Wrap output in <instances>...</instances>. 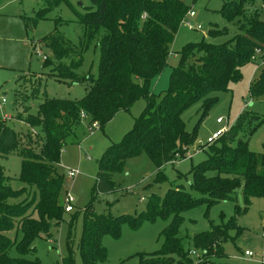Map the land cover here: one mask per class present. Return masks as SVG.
<instances>
[{"label":"trees","instance_id":"16d2710c","mask_svg":"<svg viewBox=\"0 0 264 264\" xmlns=\"http://www.w3.org/2000/svg\"><path fill=\"white\" fill-rule=\"evenodd\" d=\"M257 1L225 3L218 13L235 27L234 36L221 44L203 40L185 46L179 53V65L172 70L168 90L159 95L151 93L149 86L168 66L171 45L189 12L185 0H90V11L79 15L84 38L78 45L58 33L47 37V47L57 61L53 65L57 71L53 77L61 82L89 81L91 86L81 99L45 96L37 115L26 119L29 129L24 140H28L27 143L21 133L0 117V156L17 154L21 158L19 180L26 185L23 190H14L13 178L0 165V264H41L26 256L33 252L32 244L50 224H58L67 213L60 201L63 177L57 173L56 166L66 141L78 139L76 131L86 122L88 128L95 123L103 127L119 112L129 111L138 100L146 102L133 129L100 160L95 191L101 194L114 190L112 176L122 169L128 158L144 152L158 169L187 159L186 153L196 140L199 123L192 132L187 131L183 114L201 104L204 119L216 104L218 93L228 92L232 84L240 82L241 70L252 61L256 49L264 50V21ZM208 34L215 37L228 35L229 31L216 26ZM91 40L100 49L98 76L80 77L75 71L81 66ZM261 78L251 87L255 96L264 91V74ZM260 125H264V116L245 109L219 139L214 151L208 153L207 159L192 167L190 175L194 184L191 188L199 198L183 187H176L169 189L163 199L150 197L147 211L135 216L104 219L87 208L79 244L83 264L107 259V250L101 245L103 235L118 239L124 224L137 230L143 222L157 218H169L171 222L161 234V257L148 264H172L171 257L175 254L182 258L181 264H207L212 254L222 255V245L234 239L230 231L236 230L237 234L240 231L235 219L230 218L223 224L212 223L209 231L194 237L195 248L202 251L201 259L194 261L178 237L183 222L181 214L202 205L233 199V193L241 184L247 203L252 197L264 198V153L249 148L250 137ZM33 128L40 129L44 139L36 134L33 140L30 137ZM164 179L159 172L156 181ZM26 188L36 189L38 201L26 199L13 204ZM34 212L38 219L33 218ZM15 228L22 234L21 241L15 243L19 258L9 256L15 244L7 233ZM63 264H74L71 254Z\"/></svg>","mask_w":264,"mask_h":264},{"label":"rangeland","instance_id":"374dc122","mask_svg":"<svg viewBox=\"0 0 264 264\" xmlns=\"http://www.w3.org/2000/svg\"><path fill=\"white\" fill-rule=\"evenodd\" d=\"M229 1L235 0H185L189 12H195L196 16L190 18L187 14L179 26L171 45L168 66L151 81V93L159 95L168 90L172 70L179 65V53L185 46L203 40L221 44L234 36L235 27L218 13ZM263 2L264 0H258L257 6L264 21ZM90 7V0H0V117L9 116L7 124L21 133L25 143L28 142L24 139H27L29 129L26 119L29 115H37L45 96L81 99L91 86L89 81L61 82L53 77L57 73L53 66L57 61L46 44L47 37L58 33L65 40L78 45L84 38L79 15L90 11ZM199 25L201 30L196 29ZM216 26L220 29L227 28L229 34L211 37L208 32ZM95 44L91 40L85 48L83 62L75 71L80 77L89 74L94 78L98 76L100 49ZM44 57L49 61H45ZM241 73L242 79L232 84L230 91L218 93L216 104L204 119L201 104H196L183 114L187 131L192 132L199 123L196 140L186 153V160H177L158 169L144 152L128 158L122 169L112 176L114 190L111 193L101 194L95 191L100 160L110 147L122 142L133 129L146 102L138 100L129 111L119 112L103 127L96 125L91 129L86 122L76 131L78 139L70 138L66 141L56 166L57 173L63 177L60 201L65 208V199L69 194L74 200L73 211L64 213L63 220L58 224L51 223L49 229L34 241L33 252L26 258L38 260L41 264H63V260L71 254L74 264H83L79 244L87 208L104 219L110 216H135L147 211L150 197L163 199L169 189L176 187H183L193 197L199 198L191 188L194 183L190 170L207 159L208 153L214 151L219 144L218 140L205 146L208 138L225 125L231 128L245 109L264 116V91L259 96L251 91V87L264 74V50L256 49L252 61L242 68ZM218 118L224 119L223 125L216 124ZM36 134L41 139L45 137L36 128L30 137L35 140ZM249 148L253 152L264 153V125H260L250 137ZM0 165L13 178L14 190L26 187L19 180L21 158L17 154L0 156ZM67 170H78L80 174L70 178ZM159 172L165 177L161 182L156 181ZM38 197L36 189L26 188V192L12 203L17 204L26 199L37 202ZM232 198L211 206L202 205L181 214L183 222L178 229V237L182 240L185 252L190 251V259L195 261L201 259L202 255V251L194 246L196 235L209 231L212 223L223 224L234 218L240 231L237 234L236 230H231L229 234L234 238L233 241L223 244V254H212L207 264H264V198L252 197L247 203L243 184L233 193ZM73 217L75 219L71 221ZM33 218H39L37 212L33 213ZM170 222L169 218H157L143 222L137 230L126 223L122 226L118 239L108 234L103 235L101 245L107 250V259L95 264H148L160 258L159 253L163 247L161 234ZM7 235L14 244L22 239L17 228ZM246 252H251L252 257L245 255ZM9 256L21 257L16 244L9 250ZM171 258L172 264L182 262L177 254Z\"/></svg>","mask_w":264,"mask_h":264},{"label":"built area","instance_id":"2783aa9c","mask_svg":"<svg viewBox=\"0 0 264 264\" xmlns=\"http://www.w3.org/2000/svg\"><path fill=\"white\" fill-rule=\"evenodd\" d=\"M262 8L264 9V4H263V6H262ZM188 16L190 17V18H193V17H195L196 16V14H195V12H193V11H190V12H188ZM196 29L197 30H201L202 29V27L199 25V26H197L196 27ZM44 60H47V58L46 57H44ZM4 101V100H3ZM263 103H264V101H263ZM83 117H84V115H82ZM4 118V120H10V118L8 117V116H4L3 117ZM216 123H217V125H219V126H221V125H223V123H224V119L223 118H218L217 120H216ZM96 123L91 127V129H94L95 127H96ZM231 128H229L228 127V125H225V126H223V128H220L218 131H216L215 132V134H213L212 135V137H210V138H208V140L206 141V145L205 146H210V145H212L213 143H215L216 141H218L220 138H222L229 130H230ZM67 174H68V176L70 177V178H75V177H77L79 174H80V172L78 171V170H76V171H73V170H67ZM73 198L69 195V194H67V196H66V199H65V203H66V206H65V211L67 212V213H70V212H72L73 211V207H72V203H73ZM193 255L195 254L194 252L192 253ZM245 255H247V256H249V257H252V253L251 252H246L245 253Z\"/></svg>","mask_w":264,"mask_h":264},{"label":"crops","instance_id":"0c3cea01","mask_svg":"<svg viewBox=\"0 0 264 264\" xmlns=\"http://www.w3.org/2000/svg\"><path fill=\"white\" fill-rule=\"evenodd\" d=\"M4 116H7V115H4ZM4 116H2V118L4 117ZM9 117V116H8ZM217 124V123H216ZM219 126V125H218Z\"/></svg>","mask_w":264,"mask_h":264}]
</instances>
